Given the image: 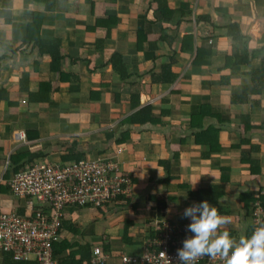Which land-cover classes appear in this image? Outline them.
<instances>
[{
	"label": "crops",
	"instance_id": "1",
	"mask_svg": "<svg viewBox=\"0 0 264 264\" xmlns=\"http://www.w3.org/2000/svg\"><path fill=\"white\" fill-rule=\"evenodd\" d=\"M166 2L174 13L162 33L170 41L149 50L136 41V31L149 33L156 16L147 0H0V213H30L28 200L9 188L13 168L35 160H116L132 179L131 194L100 211L67 207L57 240L108 245L107 264L141 254L160 218L153 196L165 201L164 216L182 219L197 203L191 193L216 185L229 221L217 231L238 239L251 226L241 194L264 192V90L253 93L250 85L264 57V0ZM37 14L38 27H30ZM108 18L114 23L97 47L93 27L104 20V30ZM185 35L189 50L181 45ZM50 52L60 60L53 63ZM113 53L123 75L112 67ZM166 63L173 79L152 81ZM146 106L148 121L137 116ZM244 114L251 129L241 132ZM16 263L36 264L33 255Z\"/></svg>",
	"mask_w": 264,
	"mask_h": 264
},
{
	"label": "built area",
	"instance_id": "2",
	"mask_svg": "<svg viewBox=\"0 0 264 264\" xmlns=\"http://www.w3.org/2000/svg\"><path fill=\"white\" fill-rule=\"evenodd\" d=\"M13 195L28 200L27 215L15 211L0 213V253H9L16 262L34 256L36 264H58L52 244L67 207H99L132 191V179L119 163L109 157L80 159L70 163L35 160L13 173L8 182ZM46 209V210H45ZM47 211V212H46ZM161 217L152 227L153 235L142 242L139 255L121 256L124 264H180L176 249L181 246L188 222ZM264 223V208L255 201L251 210L252 230ZM109 254L94 245L89 261L82 264H107ZM194 264H223L220 257L201 256Z\"/></svg>",
	"mask_w": 264,
	"mask_h": 264
},
{
	"label": "trees",
	"instance_id": "3",
	"mask_svg": "<svg viewBox=\"0 0 264 264\" xmlns=\"http://www.w3.org/2000/svg\"><path fill=\"white\" fill-rule=\"evenodd\" d=\"M45 1V0H42ZM147 10H150L152 12H154L155 19L150 21L151 24V31L149 33H145V31L143 30H137L136 31V41L138 44V48L141 47V44H145L148 45L149 50H153L155 48H157V43L162 42V41H170L169 36L166 33H162L164 28V24L163 22L166 21V18H171L173 16L174 10H172L171 8L168 7V4L166 2V0H147ZM35 19L33 21V24L30 25V27L35 26V28L38 27V21L40 19V14L38 16L35 15ZM104 20H97L96 21V25H94V30L93 32H95V45L97 47H102V43L104 42L105 38L109 36V26L111 25L110 23H114L112 22V19L108 18L105 20V26L106 27L104 30H100L101 28H103L102 23ZM234 27H236V24H233ZM231 27V26H230ZM32 29L28 30V35H30L28 38L32 37L30 32ZM236 29L230 30L229 31V35L232 36V38L235 37L238 38L240 35L237 32ZM166 34V35H165ZM191 39L190 35H185L182 37L181 39V45H183L186 49H188L189 47L191 48L190 44H187V41L189 42ZM37 40V38L35 39V41ZM37 44L41 45L42 41H37ZM56 42H45V45H56ZM189 50V49H188ZM51 55V60L53 63H56L60 60V57L58 56V54H54L53 52H50ZM234 58L235 61H238L239 59L242 60L241 57L239 56H235ZM238 59V60H237ZM110 61L112 63V67L114 68L115 71H117L119 73V75H123V65H122V59L121 56L113 53L111 55ZM245 61H247V59H245ZM248 62V61H247ZM170 68H171V64L170 63H166L164 65L161 66L160 71L158 73H155L152 75V81L154 82H159V83H165V82H170L173 77L174 74L170 72ZM250 85H251V92L259 94L260 92H262L264 90V57L261 58V62L258 68H255L251 71V75H250ZM236 98H233V101H235ZM238 100V98H237ZM239 100H242L243 102H245V96L241 99V97H239ZM253 104H258L259 102L257 100H252ZM150 111V106H146L143 107L142 109H140L137 112V116H144L143 119L147 118L146 121H148L151 117L149 114ZM146 114V115H144ZM138 116V117H139ZM136 117V116H135ZM136 119L137 118H133ZM239 127L241 132H246L248 130L251 129V125H250V121L248 118V115L244 114L241 115V120L239 121ZM263 128L262 130H264V125H262ZM240 142H247V139H245V137H240ZM257 148V147H256ZM255 147H253V149H256ZM251 147V150H253ZM76 161V160H74ZM256 164V163H255ZM257 165V164H256ZM18 170V168H13V173H15ZM256 170L254 168L251 167V171ZM195 198L197 203L202 201V200H206L210 203L211 206H214L218 213L221 215H226L228 214V210L224 209L222 210L220 208V206H218V199L221 196V191L218 190V187L216 185H210L208 188H204V189H198L196 191H193L191 193ZM124 199L123 196L119 195L115 200L117 199ZM241 201L243 202V208L247 211H251L253 208V205L255 203V201H259V203L261 204V206L264 208V192L259 193V195H257L256 197H250L249 194L247 192L242 193L241 196ZM154 201L157 204V213H158V217H162L164 216V208L166 206V203L164 200L161 199H157L155 196H153ZM114 200V201H115ZM109 204H105L103 206H99L97 209L100 211L102 207H107ZM47 212V211H46ZM159 218V219H160ZM178 222L182 223V222H188L189 220H187V218L183 217L182 219H179ZM124 230L122 233V240L124 242V244L129 243V240L127 239V229L130 226V221L127 220L124 222ZM62 227V223L60 228ZM222 231H227L229 233L230 236L234 235L233 231L231 230H222ZM78 232V231H77ZM221 232V231H220ZM252 232V228L250 226L248 232L246 233V235H250ZM149 235H153V231L151 233H149ZM77 245L76 249H70L72 246ZM93 245L87 241L82 240L80 243H70L68 241H54L52 244V249H53V255L56 258L58 264H82V262L84 261H89L90 257H91V250H92ZM69 250L68 254H66L65 256H61V254L65 251V250ZM103 249L107 252L109 250L108 245H104ZM4 255L5 258V264H17L11 257V255L9 253H2ZM123 254L120 255V258Z\"/></svg>",
	"mask_w": 264,
	"mask_h": 264
},
{
	"label": "clouds",
	"instance_id": "4",
	"mask_svg": "<svg viewBox=\"0 0 264 264\" xmlns=\"http://www.w3.org/2000/svg\"><path fill=\"white\" fill-rule=\"evenodd\" d=\"M182 215L189 220L186 226L189 235L176 249L180 264H194L201 256H218L223 264H264V223L256 226L250 235L241 234L237 239L227 231H217L229 221L206 200L185 207Z\"/></svg>",
	"mask_w": 264,
	"mask_h": 264
},
{
	"label": "bare ground",
	"instance_id": "5",
	"mask_svg": "<svg viewBox=\"0 0 264 264\" xmlns=\"http://www.w3.org/2000/svg\"><path fill=\"white\" fill-rule=\"evenodd\" d=\"M95 208H98V207H95Z\"/></svg>",
	"mask_w": 264,
	"mask_h": 264
}]
</instances>
